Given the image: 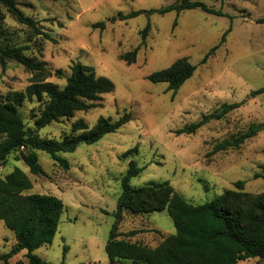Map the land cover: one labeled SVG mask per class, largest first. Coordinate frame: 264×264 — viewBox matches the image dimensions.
Wrapping results in <instances>:
<instances>
[{
	"label": "rangeland",
	"instance_id": "obj_1",
	"mask_svg": "<svg viewBox=\"0 0 264 264\" xmlns=\"http://www.w3.org/2000/svg\"><path fill=\"white\" fill-rule=\"evenodd\" d=\"M174 1L16 0L23 14L53 41L19 23L0 4V46L25 47V55L46 63L51 72L48 81L62 87L72 64L80 62L114 84V90L104 94L98 106L49 124L38 131L40 137L60 139L77 119L92 128L100 117L115 121L125 112L131 116L97 142L80 144L71 153H58L69 162L68 170L41 151L38 157L44 175H32L14 155L0 167L1 177L15 167L29 177L32 188L26 194L54 195L64 204L51 243L33 252L47 263L108 264L105 246L115 222L121 179L131 160L144 167L130 179L131 186L166 181L194 205L234 189V183L241 180L245 181V193H264V179L254 178L255 174L264 175V128L239 148L210 154L215 145L237 137L249 126L264 124V93L252 96L264 86V0H197L220 10L222 16L200 9L157 13ZM136 11L149 13L118 18ZM148 22L150 29L141 44L140 32ZM97 23L104 27L94 28ZM227 29L230 32L224 42L202 62ZM136 47L134 62L121 59ZM183 57L196 69L174 95L166 84L147 80L151 73ZM57 69L62 70V77L54 75ZM31 77L21 64L0 61V95L24 91ZM225 103L240 106L195 133H174ZM38 110L35 99L26 100L19 108L27 127H33L32 112ZM133 149L136 152L124 157ZM118 230L138 231L131 240L148 247L175 233L167 210L140 215L124 211ZM14 242L13 232L0 221V256L8 253ZM8 264H28L25 251L12 256ZM237 264L264 261L252 258Z\"/></svg>",
	"mask_w": 264,
	"mask_h": 264
},
{
	"label": "trees",
	"instance_id": "obj_2",
	"mask_svg": "<svg viewBox=\"0 0 264 264\" xmlns=\"http://www.w3.org/2000/svg\"><path fill=\"white\" fill-rule=\"evenodd\" d=\"M0 4L19 23L33 29L35 34L44 35L46 39L53 41L37 28L32 18L23 14L17 7L16 0H0ZM192 9L224 15L220 10L210 8L197 0H175L167 7L157 10V13L162 15L174 11L178 14ZM143 13L149 12L136 11L120 15L118 18H133ZM93 27L102 28L104 24L97 23ZM149 29L148 22L140 32L141 44H144ZM229 32L230 29L225 31L219 44L205 54L202 62L224 42ZM25 49L23 46H0L1 63L5 60L15 61L32 73L30 84L24 91L0 95V167L5 166L9 156L14 155V159L22 161L32 175H44L38 157V152L41 151L49 154L60 167L68 170L69 162L58 156V153H71L80 144L97 142L105 134L115 132L130 121L131 116L125 112L115 121L100 117L92 128H88L83 119H77L72 122L70 131L60 139L40 137L38 131L49 124L71 119L77 112H87L98 106L102 96L114 90V84L105 77L97 76L92 67L75 62L70 67L65 84L60 87L47 80L51 72L46 63L25 55ZM138 49L139 47H136L121 55V59L128 64L134 62ZM195 69L196 67L183 57L169 67L151 73L147 80L154 84H166L167 90L172 91L174 95L193 75ZM54 75L62 77L63 72L57 69ZM262 93L264 86L254 91L252 96ZM33 99L39 102L40 110L38 113L32 112L33 127H27L19 108L26 100ZM239 106V103L222 104L219 109L203 115L199 121L187 124L174 133H195L209 121L219 120ZM263 128L264 124H253L237 137L215 145L210 154L239 148ZM131 152L136 150H128L124 157ZM143 169L144 167H139L131 160L121 179V193L117 198V210L114 213L115 222L105 246L108 264H237L252 258L264 261V193H245V181L241 180L234 183V189H226L211 201L194 205L166 181L139 187L131 186L130 179L139 175ZM259 177L264 179V175H254V178ZM31 188V180L17 167L3 177L0 176V221L13 232L15 240L11 250L0 256V261L4 264H8V260L21 251H25L28 264H50L33 252L51 243L57 232L64 204L54 195L26 194ZM162 210H167L175 233L163 238L155 247L131 240L139 233L136 230L123 233L118 230L124 211L140 215Z\"/></svg>",
	"mask_w": 264,
	"mask_h": 264
},
{
	"label": "crops",
	"instance_id": "obj_3",
	"mask_svg": "<svg viewBox=\"0 0 264 264\" xmlns=\"http://www.w3.org/2000/svg\"><path fill=\"white\" fill-rule=\"evenodd\" d=\"M14 245V244H13Z\"/></svg>",
	"mask_w": 264,
	"mask_h": 264
}]
</instances>
